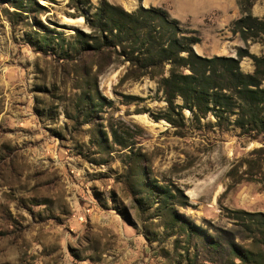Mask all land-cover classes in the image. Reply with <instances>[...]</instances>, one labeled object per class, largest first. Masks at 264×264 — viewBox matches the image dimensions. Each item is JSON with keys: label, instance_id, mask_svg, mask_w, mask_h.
<instances>
[{"label": "rangeland", "instance_id": "rangeland-1", "mask_svg": "<svg viewBox=\"0 0 264 264\" xmlns=\"http://www.w3.org/2000/svg\"><path fill=\"white\" fill-rule=\"evenodd\" d=\"M82 1L0 0V264H264V132L170 112L119 48L77 42ZM105 1L165 11L200 56H264L236 0Z\"/></svg>", "mask_w": 264, "mask_h": 264}, {"label": "trees", "instance_id": "trees-1", "mask_svg": "<svg viewBox=\"0 0 264 264\" xmlns=\"http://www.w3.org/2000/svg\"><path fill=\"white\" fill-rule=\"evenodd\" d=\"M236 2L241 17L233 22L231 33L244 44L260 41L264 46V17L251 15L253 0ZM84 19L90 33L77 32V42L87 46L90 40L97 47L119 48V55L129 64L125 76L156 79L170 112L173 100L179 98L197 119L212 111L218 117L233 114L239 129L264 132V56L241 47L235 49V57L200 56L194 51L200 43L195 32L183 30L159 8L140 6L127 12L102 0ZM243 58L252 61L251 74L240 70Z\"/></svg>", "mask_w": 264, "mask_h": 264}]
</instances>
